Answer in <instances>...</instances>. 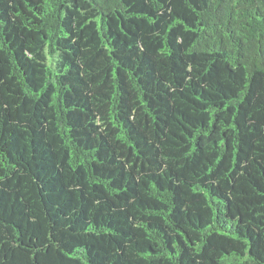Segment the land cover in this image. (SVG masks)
Instances as JSON below:
<instances>
[{
    "label": "trees",
    "instance_id": "trees-1",
    "mask_svg": "<svg viewBox=\"0 0 264 264\" xmlns=\"http://www.w3.org/2000/svg\"><path fill=\"white\" fill-rule=\"evenodd\" d=\"M0 264H264V0H0Z\"/></svg>",
    "mask_w": 264,
    "mask_h": 264
}]
</instances>
